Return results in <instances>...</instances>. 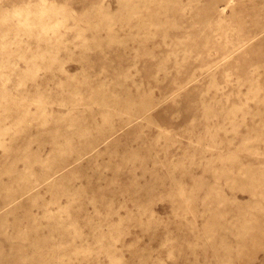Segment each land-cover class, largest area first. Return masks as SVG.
<instances>
[{
    "label": "rangeland",
    "instance_id": "rangeland-1",
    "mask_svg": "<svg viewBox=\"0 0 264 264\" xmlns=\"http://www.w3.org/2000/svg\"><path fill=\"white\" fill-rule=\"evenodd\" d=\"M0 264H264V0H0Z\"/></svg>",
    "mask_w": 264,
    "mask_h": 264
}]
</instances>
